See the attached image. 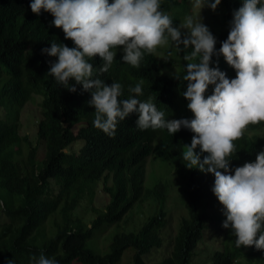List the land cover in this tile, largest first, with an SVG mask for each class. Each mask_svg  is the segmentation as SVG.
I'll return each instance as SVG.
<instances>
[{
    "label": "trees",
    "instance_id": "1",
    "mask_svg": "<svg viewBox=\"0 0 264 264\" xmlns=\"http://www.w3.org/2000/svg\"><path fill=\"white\" fill-rule=\"evenodd\" d=\"M242 4L243 0H221L228 27L215 37L216 53L227 39L234 11ZM160 10L176 27L192 15L188 0H160ZM26 11L23 0H0V214L7 219L0 227V264H35L41 254L55 258L57 264H150L143 257L159 252H163L161 260L153 264H192L196 250L211 233H221L223 239L220 248L208 256V264H264V249L254 245L237 248L231 225L225 230L217 228L224 218L218 214L223 205L213 192L215 177L198 168H187L183 159L184 146H190L194 133L183 127L173 135L167 129L141 130L136 126L135 112L118 123L115 137L95 128L90 91L76 84V92H69L48 74L58 58L42 49L62 42L53 39L44 20ZM207 12L215 13L208 7ZM215 16L210 17V24L222 23ZM168 45L163 57L145 53L138 68L123 62V50L118 48L111 68L103 74L99 68L104 62L94 57L89 61L93 78L98 76L109 86L120 83L121 100L151 99L165 119L173 120L176 103L188 83L183 77L186 63L191 61H185L184 56L192 48L177 49L171 41ZM173 67L180 73H163ZM209 67H218L229 79L236 76L222 55L214 54ZM140 81L142 95L137 96L129 89ZM213 89L214 85L208 86L205 98ZM35 95L41 97L36 122V137L44 147L41 161L36 159L29 138L20 135L22 110ZM263 127L264 122L250 124L245 130L248 133L234 141L227 174L255 162L257 154L264 151V135L258 134ZM250 133L259 137L249 138ZM77 142L83 143L78 152L65 151ZM24 147L27 153L22 151ZM194 151L201 152L199 146ZM206 155L201 152V161ZM152 156L174 166L184 199L172 237L163 234L168 223L166 183L157 179L150 186L145 184V164ZM100 186L106 199L97 208L94 201ZM55 187L57 191L52 194ZM81 201L91 205L85 216L77 211ZM135 211L145 215L143 223L129 233L114 235L107 252L101 254L89 247L88 241L95 234L105 233L124 218L129 223ZM127 251L130 253L121 261Z\"/></svg>",
    "mask_w": 264,
    "mask_h": 264
},
{
    "label": "clouds",
    "instance_id": "2",
    "mask_svg": "<svg viewBox=\"0 0 264 264\" xmlns=\"http://www.w3.org/2000/svg\"><path fill=\"white\" fill-rule=\"evenodd\" d=\"M196 3L200 10L207 6L214 11L221 0ZM23 5L30 16L46 22L53 39L63 43L52 42L50 48L42 49L48 56L58 58L51 63L48 74L69 92H76V84L83 91H90L94 127L115 137L118 123L135 112L136 126L141 130L167 129L173 135L181 127L189 129L194 135L190 146H184L183 159L188 162L187 168L214 175L213 192L226 215L222 227L231 225L237 248L254 245L264 249V151L257 154L255 162L227 174L234 141L248 133V125L264 122V0H243L233 13L227 39L221 42L218 53L216 38L201 22L200 15L195 21L186 17L176 27L170 16L160 10V0H23ZM169 41L177 49L192 48L184 56L185 61L191 62L185 66L183 79L188 83L180 98L181 102H189L190 114L186 117L173 115V120L165 119L151 99L121 100L120 83L109 86L98 76L93 78L89 61L94 57L104 62L99 68L103 74L111 68L115 50L122 48V61L138 68L145 53H154ZM214 54L222 55L235 69L234 79L227 78L218 67H209ZM142 84L140 81L129 91L142 95ZM209 85H214V89L205 98ZM253 137L259 136H249ZM197 146L207 153L203 161L194 151ZM35 264L57 261L41 254Z\"/></svg>",
    "mask_w": 264,
    "mask_h": 264
},
{
    "label": "rangeland",
    "instance_id": "3",
    "mask_svg": "<svg viewBox=\"0 0 264 264\" xmlns=\"http://www.w3.org/2000/svg\"><path fill=\"white\" fill-rule=\"evenodd\" d=\"M190 1H194V4H190ZM190 5V11H191V17L193 20H197L199 15L201 17V22L205 24L210 32L216 37L218 34L224 32L228 24L225 22L226 20L223 19V16H225L226 11L223 7L220 5L217 6V8L214 10L216 13L215 19L216 20H222V23L218 22L215 25L210 24V17L213 16L207 12V6L200 8L197 6L196 0H188ZM208 2H212V0H208ZM183 30V29H181ZM223 30V31H222ZM186 31V30H184ZM169 48V45H165L162 47H158L156 51L154 52L158 57H163L166 50ZM163 73L168 74H179L180 71L177 67H173L172 70H164ZM40 102L41 97L40 96H33L31 100L24 106L21 114V129H20V135L21 136H27L29 138L30 147L36 149V159L42 160L44 157V147L41 142L36 137V122L39 119L40 116ZM187 103L178 101L176 103L175 118H183L188 116L189 109L187 108ZM1 115V114H0ZM77 131V128L74 130V132ZM252 135V133H250ZM259 135H264V127L259 129L258 132ZM83 145L82 142H77L71 147H69L67 152H78L81 146ZM189 146V145H188ZM28 148L24 147L22 151L27 153ZM200 154L201 158V152H198ZM146 167V186H150L154 183L155 180L160 179L162 182L166 183L169 193L167 196L166 204H165V210L167 212L168 217V223L164 229V236L166 237H172L177 228V224L179 222L178 216L180 213V210L184 208V199L179 189L178 181L175 177V169L174 166L168 162L161 159H157L155 157H149L147 159V162L145 164ZM57 191V188H53L51 193H55ZM106 194L103 193L101 186L97 190V197L94 201V206L99 208L102 207L105 203ZM91 205H88L86 201H81L77 211L79 215L85 216L88 211H90ZM218 214L224 218L222 222L218 223L217 228L223 229L222 223L225 221V209L223 206L218 210ZM145 215L142 214L140 211H135L130 215V221L129 223H125L126 218L124 220L116 225H113L110 227L105 233L102 234H95L91 240L88 241L89 247H92L93 249H96L101 254H104L109 250V242L111 238L116 234H123V233H129L134 229V226L140 225L144 221ZM50 221V219L47 220V222ZM7 222V219L4 215L0 214V227ZM50 224V223H49ZM49 224H47V228H49ZM210 230L212 232H215V229L210 227ZM222 235L221 233H217L216 235L211 233L210 236H207L202 244L199 247V251L196 250L195 256L193 258L192 264H208L209 255L215 250L220 248L222 237L219 236ZM212 244V245H211ZM130 253V251H127L124 253L121 261H124L126 256ZM163 252L159 253H153L151 257L146 258L143 257L144 261L146 260L148 263L153 264L157 263L161 260ZM121 264V262H120Z\"/></svg>",
    "mask_w": 264,
    "mask_h": 264
}]
</instances>
